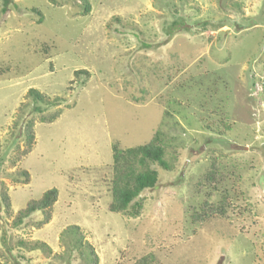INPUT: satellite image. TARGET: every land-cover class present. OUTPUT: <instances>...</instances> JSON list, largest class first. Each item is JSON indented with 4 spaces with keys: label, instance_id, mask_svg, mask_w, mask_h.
Wrapping results in <instances>:
<instances>
[{
    "label": "rangeland",
    "instance_id": "rangeland-1",
    "mask_svg": "<svg viewBox=\"0 0 264 264\" xmlns=\"http://www.w3.org/2000/svg\"><path fill=\"white\" fill-rule=\"evenodd\" d=\"M88 3L0 0V264H83L70 226L98 264H264V0ZM155 138L173 169L111 212L114 148ZM52 189L49 222L16 226Z\"/></svg>",
    "mask_w": 264,
    "mask_h": 264
},
{
    "label": "trees",
    "instance_id": "trees-1",
    "mask_svg": "<svg viewBox=\"0 0 264 264\" xmlns=\"http://www.w3.org/2000/svg\"><path fill=\"white\" fill-rule=\"evenodd\" d=\"M10 0H4V10L7 11V6ZM84 2V11L90 12V4L88 0H80ZM81 71H77L79 74ZM28 96L32 97L35 103L50 105L47 97L37 89H30ZM37 111L41 108L36 107ZM61 115L55 113L49 116H42L41 122L52 124ZM35 120L31 119L27 122L22 131V136L25 137L27 149L23 151L24 156L28 155L35 144L34 129ZM21 153V154H23ZM167 151L158 139H153L149 143L141 146L130 147L126 149L114 148L113 151V178H112V203L110 211L114 213H124L130 217L137 218L141 215L144 209V199L142 194L149 189H154L160 180V170L170 172L173 165L167 160ZM22 176L24 183L30 181V175L27 171H22L19 176ZM18 176V179L20 178ZM211 180V179H210ZM3 199H6L3 196ZM58 199V190L52 189L47 191L38 201H30L27 207L19 211L16 215L15 225H20L23 221L29 218L35 212L45 213L47 216L42 225L47 224L50 220L48 211L56 203ZM6 210L8 212L9 205ZM202 219V217L200 218ZM202 222H205L202 220ZM69 238L70 250L77 251L80 255V260L83 264H98L99 258L95 253L92 245L83 242V235L80 233L78 226H70L62 232V237ZM86 247V248H85ZM33 249L50 250L45 244H36ZM133 264H163L153 254H148L136 260Z\"/></svg>",
    "mask_w": 264,
    "mask_h": 264
}]
</instances>
